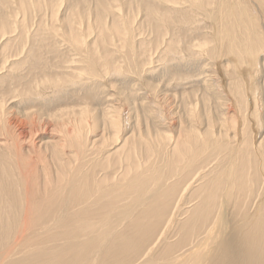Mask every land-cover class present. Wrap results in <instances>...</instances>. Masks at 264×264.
<instances>
[{
	"label": "bare ground",
	"instance_id": "6f19581e",
	"mask_svg": "<svg viewBox=\"0 0 264 264\" xmlns=\"http://www.w3.org/2000/svg\"><path fill=\"white\" fill-rule=\"evenodd\" d=\"M0 264H264V0H0Z\"/></svg>",
	"mask_w": 264,
	"mask_h": 264
}]
</instances>
